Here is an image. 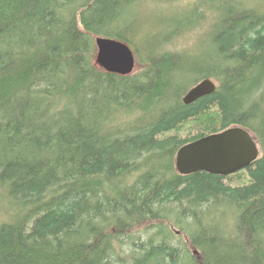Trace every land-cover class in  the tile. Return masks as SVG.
I'll list each match as a JSON object with an SVG mask.
<instances>
[{
    "label": "trees",
    "instance_id": "obj_1",
    "mask_svg": "<svg viewBox=\"0 0 264 264\" xmlns=\"http://www.w3.org/2000/svg\"><path fill=\"white\" fill-rule=\"evenodd\" d=\"M142 2L0 0V264H264V0H169L146 30ZM96 36L138 69L99 67ZM237 125L250 166L176 170L181 146Z\"/></svg>",
    "mask_w": 264,
    "mask_h": 264
},
{
    "label": "water",
    "instance_id": "obj_2",
    "mask_svg": "<svg viewBox=\"0 0 264 264\" xmlns=\"http://www.w3.org/2000/svg\"><path fill=\"white\" fill-rule=\"evenodd\" d=\"M96 62L108 72L132 74L136 57L125 42L96 36ZM215 80L205 78L191 87L183 97L185 104L215 91ZM260 155V145L252 132L243 126H232L181 146L176 154V170L182 175L206 171L228 176L250 166Z\"/></svg>",
    "mask_w": 264,
    "mask_h": 264
},
{
    "label": "rangeland",
    "instance_id": "obj_3",
    "mask_svg": "<svg viewBox=\"0 0 264 264\" xmlns=\"http://www.w3.org/2000/svg\"><path fill=\"white\" fill-rule=\"evenodd\" d=\"M169 0H143L141 8H138V10L136 9L133 15V19L137 20L139 19V16H143L142 18V26L143 29L146 30L148 29V27L150 25H152L151 20L153 18V15L157 10H162L165 8H169V9H175L176 7H174L175 2H173V6L170 5V2H168ZM184 3L189 2L190 0H182ZM264 6V5H263ZM141 11V13H140ZM206 16L208 17V15L206 14ZM209 20L210 17H208ZM201 30L200 28H198L197 30H195V32L197 33H190L187 34L181 38H179L176 43H174L175 45H172L174 48H183L190 45L195 44V42L198 44L199 43V39L201 37H204L206 35V33L208 32L207 30L199 33ZM159 34V33H158ZM158 34H151V35H146L143 38V46H145L147 43H150L152 41L153 36L158 35ZM97 52V51H96ZM139 63V62H138ZM138 63H137V57H136V67H135V71L138 69ZM216 81V80H215ZM194 130H197V127L194 126H187L184 127L183 130L181 131V135L185 136V134H193ZM5 201L6 199L3 197L2 193L0 192V219L4 218L5 215V210H4V206H5ZM170 218H173L174 216L170 214L169 216ZM160 221H154V222H150L147 223L145 226L140 227V228H158V225L160 224ZM165 225L168 224L171 227V230L176 232L177 235L180 237V239H184L186 235H184V232L180 230V228H182L181 226H179L177 223H172L170 221H168V219H165L164 222ZM226 230H230L231 228H224ZM174 241L177 242L178 240L176 238H174Z\"/></svg>",
    "mask_w": 264,
    "mask_h": 264
},
{
    "label": "bare ground",
    "instance_id": "obj_4",
    "mask_svg": "<svg viewBox=\"0 0 264 264\" xmlns=\"http://www.w3.org/2000/svg\"><path fill=\"white\" fill-rule=\"evenodd\" d=\"M97 48V47H96ZM135 54V53H134ZM96 55H97V53H96ZM136 57V56H135ZM96 64H97V62H96ZM136 67V66H135ZM135 71V70H134ZM134 73V72H133ZM215 85H216V88H217V84L215 83ZM216 90V89H215ZM178 152V151H177ZM175 163H176V160H175ZM175 166H176V164H175ZM208 173H210V172H208ZM211 174H214V173H211ZM216 175H218V174H216ZM222 176V175H221Z\"/></svg>",
    "mask_w": 264,
    "mask_h": 264
}]
</instances>
